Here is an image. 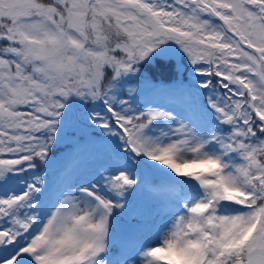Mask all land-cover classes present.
Here are the masks:
<instances>
[{"label": "snow or ice", "instance_id": "1", "mask_svg": "<svg viewBox=\"0 0 264 264\" xmlns=\"http://www.w3.org/2000/svg\"><path fill=\"white\" fill-rule=\"evenodd\" d=\"M170 44L202 90L180 117L129 103ZM71 97L104 164L53 193L40 166ZM135 190L151 217L111 253ZM0 264H264V0H0Z\"/></svg>", "mask_w": 264, "mask_h": 264}, {"label": "trees", "instance_id": "2", "mask_svg": "<svg viewBox=\"0 0 264 264\" xmlns=\"http://www.w3.org/2000/svg\"><path fill=\"white\" fill-rule=\"evenodd\" d=\"M175 51L176 55L173 58L169 60H162L157 57L145 66V72L147 73L151 84L142 86L143 90L141 94L134 96L139 98V102H136L134 98L129 100L131 106H139L141 108L144 107L149 104L145 101H150V96L156 95L157 92H164L169 95L175 93L185 95V90L190 89L195 99L200 98L202 90H199L198 78L191 70V66L187 63L186 58L179 52V49L175 48ZM67 109L68 111L64 110L63 121L60 125L61 140L53 146L49 154V160L45 161L40 166V168L43 169V171H41V175L46 179V181L49 180L48 177L51 173L59 174L64 169L65 162L74 152H80L83 154L89 152V156L95 158L103 146L102 143L90 142L97 137H102L104 134L103 132L92 131L91 129L85 127L86 121H83L84 117L82 116H85L86 112L77 113L72 110L73 106L70 108L68 105ZM70 113L74 116L70 115ZM89 132H91V137H89ZM63 147H71V151L62 156L61 150ZM87 160H89V158ZM51 165H53V167H51ZM29 178L30 175L28 177L22 176V179L24 180ZM17 183L19 184V181ZM42 190L46 193V188H43V186ZM129 193H133V191H130ZM129 193L126 194V199H129ZM114 224H116L117 229L123 232H128L127 224L117 221H114Z\"/></svg>", "mask_w": 264, "mask_h": 264}, {"label": "rangeland", "instance_id": "3", "mask_svg": "<svg viewBox=\"0 0 264 264\" xmlns=\"http://www.w3.org/2000/svg\"><path fill=\"white\" fill-rule=\"evenodd\" d=\"M170 46L173 49L176 48L175 46H172L171 44H170ZM162 97H163V94L160 93V99L157 100L156 103H154V105L159 104L157 106L162 107V108H165V109H167L169 111H173L178 117H180V116L183 115L182 109H183V107L185 105H187L186 103H190V101L188 100V98L186 96H183L182 95L181 98H180V101L178 103H174L173 102V103H169V104H164L163 103V100L164 99H162ZM80 101L81 100H79V99H77L75 97L69 98L68 102L66 103L65 110L68 111L67 105L70 106V108L72 106L81 107ZM70 115H73V114L70 113ZM102 163H104V159L101 161V165H99V168H97L96 170H94L90 174H86V171L83 168L81 170H79L78 175L76 176V179H75V183H78V184H89V183H92V182H96L99 179V177H98V170L103 165ZM134 212H142L145 216L151 217L152 207H145L144 206V207L139 208L138 210H135ZM114 216L117 217V218L118 217H121L120 218V221H125L126 219L128 220V216H126V215L125 216H121V213L118 211V208H115L113 210L112 217H114ZM129 217H130V215H129ZM163 222H164V220L162 218H156V220H155V223H158V224H162ZM122 236L123 235L119 231H117L114 227H112L110 225L109 247H110L111 253H115V251H116V244L120 241V239H121ZM140 241L142 243H151L153 246H159L156 243V232H155L154 227L152 226L151 221H150L149 227L146 228L145 231L141 234ZM110 259H112L111 256H110Z\"/></svg>", "mask_w": 264, "mask_h": 264}]
</instances>
